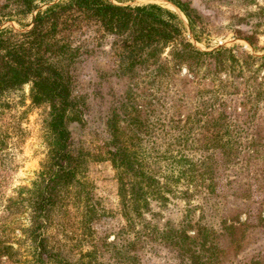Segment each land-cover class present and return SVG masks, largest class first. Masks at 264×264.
I'll return each instance as SVG.
<instances>
[{
	"label": "trees",
	"instance_id": "1",
	"mask_svg": "<svg viewBox=\"0 0 264 264\" xmlns=\"http://www.w3.org/2000/svg\"><path fill=\"white\" fill-rule=\"evenodd\" d=\"M37 1L43 2L46 8L40 9ZM55 1L22 0L20 14L37 11L33 24L22 32L0 29L1 119L6 110L12 109L8 100L10 94L26 85H30L33 104L50 108L46 158L41 162L32 188L17 191V198L10 199L11 206L7 209L24 206L32 211L31 228L26 232L34 242V251L30 259H23L1 236L0 264H70L49 245L47 231L52 227L64 191L77 182V176L82 173L83 158L78 154L74 132L69 126L75 121L71 115L75 109L71 68L81 49L76 44L77 38L91 25L97 32L96 41L104 35L118 38L116 55L126 73L143 70L159 84L161 93L167 94L166 99L160 97V101L166 102L161 105L166 113H162L155 124H144L145 141L154 147L144 144L137 152L113 140L107 152L106 161L117 170L120 205L127 222L123 229L124 242L119 245L116 236L115 241L107 245L115 249L114 264H144L140 252L148 247L153 253L167 251L179 264H218L221 256L213 245V232L204 224L205 211L199 221L193 223L190 217L193 209H190L181 228L170 223L160 228L145 217L151 214L154 218L156 213L150 210V203L167 202L165 195L171 193L169 186L182 181L188 186L186 195L190 197L201 195L206 202L210 197L248 201L253 213L251 203H257V198H253L258 186L242 179L247 172L251 176L252 169L255 174L264 171L258 168L261 157L264 158V135L247 133L257 118L264 120L258 117L264 110L258 104L264 103V89L261 86L250 88L240 99L249 109L239 113V108H235L229 115L224 100L228 96L227 87L223 82L221 86H207L194 71L196 62L200 66L207 60L209 66L214 65L215 73L219 72L227 50L202 52L197 49L183 39V30L175 22L178 18L174 13L158 5L133 8L108 0ZM167 1L188 19L195 38L197 28L206 29L202 15L191 0ZM256 9L249 14L260 12L264 17V8L257 4ZM184 65L191 75L179 78ZM192 83L197 87L191 88ZM191 101L194 105L188 109ZM182 109L190 112L183 115ZM230 117H233L231 122ZM261 125L263 130L264 121ZM23 134L20 119L13 117L0 125V160L10 148L9 139ZM151 150H156L155 155ZM190 152L205 156L195 161L189 157ZM238 164L243 165L239 173L235 168ZM230 173H233L232 178H229ZM205 190L208 192H203ZM261 220L264 222L263 217ZM0 230L3 233L4 228ZM192 230H195L194 236L190 233ZM223 230L225 237L232 235L235 228L227 226ZM97 252L95 242L93 264H106L98 262ZM254 258L253 264H263L260 255Z\"/></svg>",
	"mask_w": 264,
	"mask_h": 264
},
{
	"label": "rangeland",
	"instance_id": "2",
	"mask_svg": "<svg viewBox=\"0 0 264 264\" xmlns=\"http://www.w3.org/2000/svg\"><path fill=\"white\" fill-rule=\"evenodd\" d=\"M21 1L0 0V29L22 32L33 24L37 11L20 14ZM108 1L133 8L158 5L177 16L175 22L183 30V39L200 51L227 50L222 56L224 63L219 72L215 73L214 65L209 66L207 60L201 67L196 62L194 71L207 86H221L220 82H223L227 87L228 96L224 100L229 115L235 108H239V113L249 109L240 99L250 88L261 86L264 89V17L260 12L249 14L257 10V4L264 8V0H191L206 26V29H196V38L188 19L167 0ZM36 4L41 6L40 9L46 8L43 2L37 1ZM97 37L93 25L82 31L76 43L81 49L71 68L75 104L71 115L75 121L69 126L74 132L78 154L83 158L82 173L77 176L78 181L64 191L52 227L47 231L49 245L70 264H93L95 242L98 262L115 263V249L107 245L113 243L116 236L119 245L124 242L123 229L127 222L120 205L117 170L106 161L107 152L113 140L133 147L137 152L144 144L154 147L145 141L144 124H155L162 113H166L161 106L166 102L160 101V97L166 99L167 94L161 93L154 78L141 69L134 74L124 71L116 55L118 38L104 35L96 41ZM187 74L191 75L184 65L179 78H186ZM190 87L194 89L197 85L192 83ZM30 90V85H26L10 94L8 100L12 109L5 111L3 120L0 117L1 127L14 117L20 119L24 130L21 137L14 135L9 139L10 148L0 160V228H4L3 233L0 230V237L4 236L7 244L19 251L23 259H30L34 251V242L26 232L31 228L32 211L22 204L20 209L16 206L14 210L7 209L11 206L10 199L17 198L16 192L23 187L32 188L36 180L41 162L47 155L46 125L50 117L49 106L32 103ZM253 101L255 105L258 103L257 98ZM258 104L264 109L263 102ZM188 105L190 109L194 102ZM188 109H182V114H188ZM263 112L260 111L258 117H264ZM232 120L230 117L229 121ZM263 121V118H257L247 133L264 135ZM151 151L155 155L156 150ZM201 156L205 155L189 153L195 161ZM263 159L261 157L258 163L260 170L264 169ZM242 167V164L235 166L238 173ZM253 171L251 176L247 172L242 179L258 186L253 198H257V203H251L252 214L248 201L210 197L211 200L206 202L201 195L190 197L186 195L188 186L182 181L169 186L171 193L165 195L167 202L161 205L152 201L150 210L156 216L146 214L145 218L160 228L168 223L181 228L190 209H193L190 216L193 223L199 221L205 211L204 224L213 232V245L221 256L218 264H253L257 255L264 260V222L261 220L264 218V171L258 174ZM232 175L230 173L229 178ZM227 226H233L235 230L232 235L224 237L226 232L223 229ZM194 231L190 232L192 236ZM150 248L140 252L144 264H179L167 251L153 253Z\"/></svg>",
	"mask_w": 264,
	"mask_h": 264
},
{
	"label": "water",
	"instance_id": "3",
	"mask_svg": "<svg viewBox=\"0 0 264 264\" xmlns=\"http://www.w3.org/2000/svg\"><path fill=\"white\" fill-rule=\"evenodd\" d=\"M177 8V7H176ZM178 9V8H177ZM179 10V9H178Z\"/></svg>",
	"mask_w": 264,
	"mask_h": 264
}]
</instances>
